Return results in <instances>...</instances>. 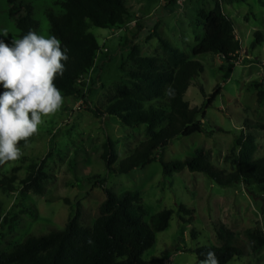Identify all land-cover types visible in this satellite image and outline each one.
Listing matches in <instances>:
<instances>
[{"label":"rangeland","instance_id":"rangeland-1","mask_svg":"<svg viewBox=\"0 0 264 264\" xmlns=\"http://www.w3.org/2000/svg\"><path fill=\"white\" fill-rule=\"evenodd\" d=\"M19 1L22 0L14 3ZM23 1L33 7L37 34L49 35L44 10L56 6L54 1L58 0ZM124 1L130 12L125 27L89 29L101 45L97 65L100 59L106 62L102 69L95 66L78 82L91 106L104 108L118 92L131 87L127 71L134 69L135 63L128 58L130 46L136 47L137 55L153 57L158 63L168 57L153 34L156 32L202 65L203 71L191 80L184 94L190 108L200 107L219 89L217 97L204 109L205 132L169 141L162 151L163 160H183L203 150L216 168L232 173L238 166L239 148L235 141L246 135L255 139L254 158L264 157V94L258 101L259 92L264 93V0H217L232 20L241 45L232 67L217 54H192L193 46L203 35L200 11L212 9L215 0ZM10 6L8 0H0V28L8 30L6 43L12 37L18 38L15 22L7 12ZM256 31L262 33L263 40L258 43ZM88 90L90 93L86 94ZM63 96L62 108L44 117L38 133L27 143L19 144L23 153L20 159L0 165V179L7 176L15 180L13 191L0 188L2 213L11 219L0 227V252L28 235L63 229L76 208L80 210L79 223L90 227L105 198L102 187L115 193L140 190L145 220L162 209L173 210L168 227L156 233L154 245L143 253L146 261L156 257L161 260L156 264H202L190 250L229 242L247 247L242 232L248 228L264 236V184L245 186L240 180L221 186L201 172L186 169L164 175L158 161L126 174L109 172L101 158L106 139L113 141L116 166L148 138L145 127L127 126L114 117L95 115L82 99ZM33 164L48 175L43 190H26L20 197L19 181ZM179 203L193 210L192 218L186 222L179 219ZM225 264H264V246L247 250Z\"/></svg>","mask_w":264,"mask_h":264},{"label":"trees","instance_id":"trees-1","mask_svg":"<svg viewBox=\"0 0 264 264\" xmlns=\"http://www.w3.org/2000/svg\"><path fill=\"white\" fill-rule=\"evenodd\" d=\"M7 12L15 22L17 36L21 38L30 30L37 32L34 10L29 2L8 0ZM56 6H48L44 12L48 21L49 35L56 36L61 46L67 48L69 59L65 63L63 76H57L55 85L65 96L82 99L85 107L95 115H108L124 125L142 124L148 138L129 156L117 165V154L113 141L106 139L101 158L106 170L116 174H126L151 162L158 161L162 173L167 175L184 169L201 172L212 181L228 186L241 182L245 186L264 184V157L254 158L255 139L252 135L241 136L235 143L238 151L237 170L225 174L216 168L203 150H197L194 157L165 162L162 151L169 141L179 136L205 132L203 119L205 108L219 94L216 89L209 95L207 102L200 107L190 108L184 94L191 80L203 71L201 63L189 59L177 48L170 45L156 32L153 33L168 57L158 63L153 57L136 54L135 46H130L128 58L135 68L127 71L131 87L122 89L114 100L104 108L92 107L79 85L82 76L95 66L102 69L105 61L97 58L101 45L90 32V26L103 29H120L127 25L130 12L124 0H58ZM203 35L192 48L193 55L204 53L217 54L232 67L241 49L240 41L234 33L232 20L222 10L219 2L209 11H200ZM256 43L262 41V33L254 32ZM107 50V49H105ZM105 51L104 53H106ZM106 57V56H105ZM108 61V60H107ZM90 81H93V78ZM90 91L86 94H89ZM201 93H205L201 90ZM259 92L258 101L263 98ZM200 116L198 119L197 116ZM24 141H21L22 144ZM48 175L35 164L30 166L25 178L19 181L21 194L26 190L41 193L43 182ZM13 178L0 179V188L14 190ZM105 198L99 207V215L90 227L79 223L80 210L71 211L63 229L53 230L43 235H28L22 242L7 251L0 252V264H156L161 260L152 257L142 259L143 253L151 248L156 233L168 227L173 214L170 208L162 209L145 220L146 211L140 190H125L115 193L102 187ZM179 219L186 222L193 216V210L184 203L178 204ZM2 213L0 203V227L10 222ZM230 235V232H226ZM247 247L232 242L222 246H201L190 250L198 261H204L209 251L215 253L218 264H225L233 257L244 255L247 250L255 251L264 246V236L253 228L242 232Z\"/></svg>","mask_w":264,"mask_h":264},{"label":"clouds","instance_id":"clouds-1","mask_svg":"<svg viewBox=\"0 0 264 264\" xmlns=\"http://www.w3.org/2000/svg\"><path fill=\"white\" fill-rule=\"evenodd\" d=\"M7 31L0 28V165L20 159V142L62 108L65 98L54 80L69 59L54 35L30 30L6 43ZM202 264H218L215 253L209 251Z\"/></svg>","mask_w":264,"mask_h":264}]
</instances>
